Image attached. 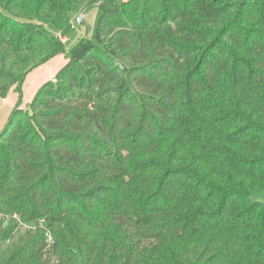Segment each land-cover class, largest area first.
Masks as SVG:
<instances>
[{
    "label": "trees",
    "instance_id": "16d2710c",
    "mask_svg": "<svg viewBox=\"0 0 264 264\" xmlns=\"http://www.w3.org/2000/svg\"><path fill=\"white\" fill-rule=\"evenodd\" d=\"M87 1L0 0V264H264V0Z\"/></svg>",
    "mask_w": 264,
    "mask_h": 264
},
{
    "label": "rangeland",
    "instance_id": "374dc122",
    "mask_svg": "<svg viewBox=\"0 0 264 264\" xmlns=\"http://www.w3.org/2000/svg\"><path fill=\"white\" fill-rule=\"evenodd\" d=\"M92 1H94V0H88L84 6V10H83L84 15H85L84 24H82V25L78 24L76 21V18H74L70 22V24L62 32L58 33L60 38H63V37L65 38L64 35H66V37L69 39L70 42L66 44V49L71 47L74 44V42H75V40L79 34H81V37L86 36L90 40L94 39V30H95L97 18L99 16V9L97 7V4L92 2ZM45 31L49 34H56V32L54 30H51L48 28H45ZM60 57H62V54L60 55ZM37 71H50V67L42 68L41 70H37ZM37 71H34L31 74H29L26 77L25 81H23V83L20 87L22 89V92L25 89V96H29V94L32 92V88H33V86L31 87V85L38 82L39 79L42 77V73L37 72ZM47 80H54V77L52 79L49 78ZM13 86H14L13 83L10 84L9 87L7 88L6 92L3 93V95L1 96V99H0V101H1L0 113L2 112L0 114V117H1V115L3 116V118H0V119H2L0 122V130L6 124V122L8 121V118L10 116V113L14 109L13 107H10L7 104V102L12 101V100L14 102L16 100L18 101L17 96L19 95L20 92L16 89L17 96L15 94H13V92H12ZM30 90H31V92H30Z\"/></svg>",
    "mask_w": 264,
    "mask_h": 264
},
{
    "label": "crops",
    "instance_id": "0c3cea01",
    "mask_svg": "<svg viewBox=\"0 0 264 264\" xmlns=\"http://www.w3.org/2000/svg\"><path fill=\"white\" fill-rule=\"evenodd\" d=\"M84 18H85V15H84V12H82V20L84 22ZM84 24V23H83ZM65 38H61V40L65 43V45L67 43H69V39L66 37V35H64ZM81 37V34H79L76 38V40L78 38ZM75 40V41H76ZM73 41V40H72ZM58 58V59H57ZM57 59V60H56ZM56 60V61H55ZM54 62V63H53ZM66 62V58L64 55H62V57L59 56H56L54 57L53 59H51L50 61H48L46 64L32 70L29 74H31L32 72L34 71H37V70H41L42 68H46V67H50V71H37V72H41L42 73V77L39 79L38 82L34 83L33 85H31V87L33 86L32 88V92L30 90V93L29 96H25V89L24 91L22 92V89H21V92L19 93V95L17 96V91H16V85L13 86V89H12V92L13 94H15L17 97H18V101L16 100L15 102L12 100V101H8L7 104L10 106V107H13L15 108L16 106H19L20 108H25L28 103L30 102V100L32 99L33 95L35 94L36 90L44 83L46 82L47 79H52L56 72L64 65V63ZM52 66H51V65ZM28 74V75H29ZM27 75V76H28ZM26 76V77H27ZM26 79V78H25ZM25 81V80H24ZM48 81V80H47ZM17 102V103H16ZM0 106H1V101H0ZM2 113V112H1ZM0 113V114H1ZM0 118H3V116L1 115ZM2 119H0V122H1Z\"/></svg>",
    "mask_w": 264,
    "mask_h": 264
},
{
    "label": "built area",
    "instance_id": "2783aa9c",
    "mask_svg": "<svg viewBox=\"0 0 264 264\" xmlns=\"http://www.w3.org/2000/svg\"><path fill=\"white\" fill-rule=\"evenodd\" d=\"M24 228H41L44 229L45 231V237H46V242L48 243V245H50L53 240H52V235L50 233V231L46 228L45 223L42 220H38L36 223L32 224V225H23Z\"/></svg>",
    "mask_w": 264,
    "mask_h": 264
},
{
    "label": "water",
    "instance_id": "95a60500",
    "mask_svg": "<svg viewBox=\"0 0 264 264\" xmlns=\"http://www.w3.org/2000/svg\"><path fill=\"white\" fill-rule=\"evenodd\" d=\"M76 21L78 24L82 25L84 22L82 20V13H79L76 17Z\"/></svg>",
    "mask_w": 264,
    "mask_h": 264
}]
</instances>
